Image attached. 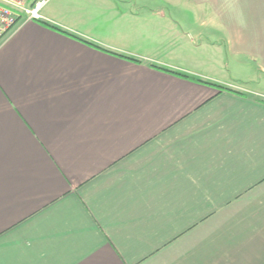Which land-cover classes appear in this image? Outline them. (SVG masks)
Here are the masks:
<instances>
[{"label":"crops","instance_id":"1","mask_svg":"<svg viewBox=\"0 0 264 264\" xmlns=\"http://www.w3.org/2000/svg\"><path fill=\"white\" fill-rule=\"evenodd\" d=\"M0 264H264V0L20 14L0 40Z\"/></svg>","mask_w":264,"mask_h":264},{"label":"built area","instance_id":"2","mask_svg":"<svg viewBox=\"0 0 264 264\" xmlns=\"http://www.w3.org/2000/svg\"><path fill=\"white\" fill-rule=\"evenodd\" d=\"M48 0H0V40L16 24L20 14L38 18L39 8ZM29 3V4H27Z\"/></svg>","mask_w":264,"mask_h":264},{"label":"trees","instance_id":"3","mask_svg":"<svg viewBox=\"0 0 264 264\" xmlns=\"http://www.w3.org/2000/svg\"><path fill=\"white\" fill-rule=\"evenodd\" d=\"M164 69V68H163ZM164 70H167V71H171V72H173V73H175V74H180V73H178V72H176V71H174V70H168V69H164ZM182 75V74H181ZM186 76V75H185Z\"/></svg>","mask_w":264,"mask_h":264}]
</instances>
